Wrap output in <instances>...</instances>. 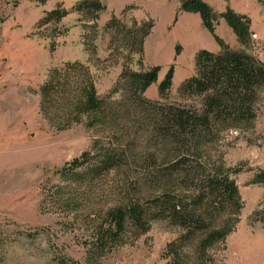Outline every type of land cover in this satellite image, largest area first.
<instances>
[{
	"label": "rangeland",
	"instance_id": "obj_1",
	"mask_svg": "<svg viewBox=\"0 0 264 264\" xmlns=\"http://www.w3.org/2000/svg\"><path fill=\"white\" fill-rule=\"evenodd\" d=\"M81 1L0 0V264H167L166 253L174 243L187 258L195 257L201 237L181 241L187 232L166 221L153 222L144 234L129 226L121 244L96 260H89L87 250L108 209L154 193L143 179L152 169L150 155L161 143L152 137V114L132 103L122 74L158 67L164 74L146 98L201 110L202 98L182 97L178 89L196 74L200 50L222 47L200 15L180 11L179 0L152 5L149 0H102L107 10L98 20L75 10ZM212 1L218 15L232 3ZM235 4L251 20V42L240 45L222 18L215 24L216 35L231 49L264 62V2ZM57 9L67 14L47 21ZM150 23L141 46L142 31ZM73 64L79 67L69 68ZM172 65L178 76L162 98L158 86ZM53 73L64 76L63 98L58 101L53 94L52 108L45 110L42 89ZM89 79L106 107L105 120L89 126L85 115L68 124ZM255 110L252 123L224 131L202 148L203 158L195 155L198 163L223 161L237 171L232 180L243 204L233 231L208 252L209 264H264V222L256 216L264 185L253 183L264 171V90ZM106 150L124 152L127 163L83 184L59 174L82 155ZM197 160L191 158L193 165ZM192 185L185 182L183 192L189 195L186 187Z\"/></svg>",
	"mask_w": 264,
	"mask_h": 264
},
{
	"label": "trees",
	"instance_id": "obj_2",
	"mask_svg": "<svg viewBox=\"0 0 264 264\" xmlns=\"http://www.w3.org/2000/svg\"><path fill=\"white\" fill-rule=\"evenodd\" d=\"M179 1L180 11L200 15L203 26L222 47L218 53L200 50L195 57L196 74L186 79L178 89L182 97L202 98V108L197 110L163 105L148 100L145 94L158 82V67L143 73L122 74L132 103L152 114V137L161 143L159 151L150 155L152 169L147 170L143 179L144 185L154 193L142 199L128 198L124 203L108 209L104 222L95 228L93 241L88 247L87 256L90 261L103 257L121 244L129 226L144 234L150 230L153 222L166 221L187 232L181 241L201 237L195 257L192 258H187L176 243L170 245L166 253L167 264H209L206 262L208 252L216 243L226 240L243 207L239 189L232 180V172L237 171L227 168L223 161L211 165L198 163L195 155L203 158L200 153L202 148L218 140L224 131L240 128L256 119L258 93L264 90V62L246 52L231 49L216 35L215 25L219 18L224 19L240 45L246 46L252 38L251 20L229 6L218 15L203 0ZM75 10L98 20L107 7L102 0H84L76 5ZM66 14L57 9L46 20L59 21ZM152 27L153 23H150L143 29L141 46ZM94 28H97V24ZM77 67V64L69 65L72 69ZM174 75L175 66L172 65L158 86L160 97H165L172 88ZM63 77L59 78L53 73L43 87L42 104L45 110L52 108L50 102L53 94L58 101L63 98L60 94L64 90L63 83L61 85ZM76 113L68 124L78 122L85 115L89 126L105 120L106 107L97 96L90 79L84 87ZM192 157L197 160V165H193ZM125 163L127 157L122 151H99L95 155L86 153L68 163L59 174L62 178L83 184L86 178L94 180L121 168ZM188 180L193 184L192 187H186L191 191L189 195L183 192V186ZM253 183L264 185V171L255 175ZM227 213L225 219L223 216ZM256 216L264 222V201ZM219 220L222 225L215 226Z\"/></svg>",
	"mask_w": 264,
	"mask_h": 264
},
{
	"label": "crops",
	"instance_id": "obj_3",
	"mask_svg": "<svg viewBox=\"0 0 264 264\" xmlns=\"http://www.w3.org/2000/svg\"><path fill=\"white\" fill-rule=\"evenodd\" d=\"M152 1V3H150ZM165 1H167V0H149V3H150V5H152V4H154V3H157V2H159V3H164ZM205 2H207L208 4H210L212 7H215V5L217 6V4L215 3V1L213 2L212 0H204ZM224 1V0H223ZM235 1L236 0H232V3L230 4L231 5V7L236 11V12H238V13H243L240 9H238L237 8V6H236V4H235ZM221 5V4H220ZM219 5V6H220ZM221 10H226V7L225 8H220ZM224 10V11H225ZM205 34H207V33H205ZM211 52H214V53H218V52H220V49H216V50H212ZM179 63V62H178ZM181 63V62H180ZM184 66L186 65L185 64V62L184 63H182ZM164 73L163 72H161L160 74H159V77L161 76V75H163ZM178 76V68L176 67V69H175V75H174V79H175V77H177ZM181 80L182 79H184V77H182L181 75H180V77H179ZM174 79H173V83H174ZM182 83V82H181ZM173 86V85H172ZM180 87V86H179ZM154 91V90H153Z\"/></svg>",
	"mask_w": 264,
	"mask_h": 264
}]
</instances>
